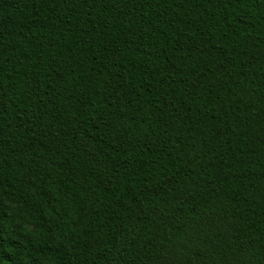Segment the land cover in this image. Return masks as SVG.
Returning a JSON list of instances; mask_svg holds the SVG:
<instances>
[{"label": "trees", "instance_id": "obj_1", "mask_svg": "<svg viewBox=\"0 0 264 264\" xmlns=\"http://www.w3.org/2000/svg\"><path fill=\"white\" fill-rule=\"evenodd\" d=\"M0 264H264V0H0Z\"/></svg>", "mask_w": 264, "mask_h": 264}]
</instances>
